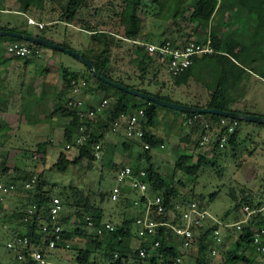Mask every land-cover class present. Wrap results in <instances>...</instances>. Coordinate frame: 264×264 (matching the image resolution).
I'll use <instances>...</instances> for the list:
<instances>
[{
	"label": "trees",
	"instance_id": "trees-1",
	"mask_svg": "<svg viewBox=\"0 0 264 264\" xmlns=\"http://www.w3.org/2000/svg\"><path fill=\"white\" fill-rule=\"evenodd\" d=\"M228 1L229 0H151L150 2L152 4H149L148 0H124L125 6L121 11V21L125 29L124 36L136 43L135 55L143 72H147L153 63L157 65V72L161 70L166 71V65L159 62L153 55H151L146 46L142 43L147 41L142 39L143 18L140 12L141 10L150 11L151 9H147V6H152L154 5L153 3H156V5L152 8L158 7L156 9L157 15L159 14V16L163 19L170 18V16L177 19L175 22L176 25L179 26L177 30L179 34H183L181 32L184 29L183 25L187 28L186 30H188L187 34H184V42L179 41L178 39L167 38L161 40L160 42L171 41L175 46H184L187 43L186 40L190 37H194V39L198 41H205L208 37L211 38V44L214 47L213 52L206 53L201 56H195L191 67L179 75L172 76L176 85H182L187 84L191 77L194 76L196 67L207 70L209 74L212 75V81L207 84L209 88H211L207 102L192 104L203 107L207 106L210 108L214 107L236 110L241 113H255L240 107L233 108L231 104L236 102L239 94L238 91L243 92V89L240 87L243 83L242 79L245 75L248 76L255 72L264 77V16L260 11V9L264 8V0H249L253 7L237 3L235 8H229L227 10L224 8V5ZM20 2L21 6L19 10L22 12H27L33 4L40 7L44 4L43 0H20ZM85 4L86 0H67L63 6L60 20L76 24L78 13L85 6ZM6 9V7L0 6V10ZM220 11H222L220 20L223 21V19H225L224 23L229 26L228 32H224L222 34L218 33L216 27L214 28V25L212 26L214 17ZM224 11H226V13ZM79 27L82 26L79 25ZM2 29L14 30L24 34H37L56 42L45 35L34 33L24 24L13 25L12 22H2L0 23V30ZM82 29H86L93 34V41L105 42L104 48L102 47L97 53H91L93 47L89 49V52L86 50L81 52L92 62L97 73L125 84L130 88L148 92L161 99L175 101L169 95L160 93L159 90L157 92H153L147 88H142L134 83L126 82L121 78L114 77L111 71V57L108 53L109 33L90 25L85 26V28L82 27ZM6 37L11 41L18 40L20 42L27 43L34 49L47 47L45 45L30 42L24 37ZM233 42H237L238 44L241 43L244 46V49L236 52L234 55L230 54V47ZM60 44L68 48H72L66 43ZM53 49L57 50L56 48ZM33 56L36 55L33 54ZM235 64H238L242 68L243 72V75L238 78H234L232 76V68ZM86 68L89 72V76L97 82V85L90 87L91 84L89 83V79L87 78V75H84L87 82V85L84 87L85 91L89 92L90 89H93V92H98L102 90L105 94V98L108 99L110 96L113 99V105L110 107L108 104L104 111V115L98 114V116L95 117L83 118L79 114V110L75 104L69 105V100H75L72 82L73 80L81 79L80 72L75 71L68 66L63 67L64 88L58 93L57 103L62 107L63 114H66L69 117V124L67 127L71 129L70 132L74 131L76 133L78 129L85 124L87 125L85 133L89 135V139L87 142L77 145L79 155L75 158H69L65 151L62 150L55 165L59 170L66 171L70 165L80 162L83 158H96L92 147V145L96 142H101L102 148L104 147V144H106L107 151H111L107 142L103 140L106 136V129L109 130L112 126L114 131H118L119 133L121 132L120 134H122L124 138L123 145L125 147L131 149L135 145L139 147L136 160L137 164L135 166H137V168H145L147 170V180L149 182L148 192L152 196H162L165 211L157 212L156 209H154L151 215L158 222H163L164 224L157 226L156 233L148 235L146 239H141L135 235L133 228L134 226L136 227V219L141 213H143V210L134 206L132 200H129L127 196L123 199H119L117 202L125 201L127 204H133L135 208H138V211L131 216H125L123 221L120 224H116L113 230H104L103 233L96 234L93 231L94 229L92 228V230L87 224L86 219L90 216L94 220L96 226L100 227L103 225L104 211L102 202L106 199L108 192L101 193V203L96 201L91 203L90 200H87L88 198H86L85 202L82 198L71 200V198L66 195L63 200L65 208L61 216V224L64 226L63 238L57 242L56 247L64 248L65 246H70L73 238L78 235L82 237V239H86L85 245L81 244L78 246L75 244L73 247L70 246L77 251L76 260L82 264L88 263L95 252L99 250L103 252L102 255L109 264H214L215 255L217 254H214L213 250H216V252L219 251L223 254L220 258V264H225L227 263L226 261H231V264H261L260 262L255 261L254 255H257L259 251L256 249L253 241L254 232L259 228H264V213L260 210L252 213L249 219L241 224V228H238L236 225H226V229H228L230 237L227 238L224 235L220 243H217L214 240L212 232L215 229L221 228L222 223L232 224L234 222L229 219L225 221V218L222 217V219L213 216L206 218L205 222L195 229L196 240L191 244V246L181 250L182 243L177 240L173 226H180L183 224V209L192 201L198 202L201 208L206 207L202 205V195L197 196V194L192 191L191 196H186V194L180 189V186L185 185V182L182 179H178L177 183L174 182V180L170 177H166L161 172L159 167L155 165L154 158L156 154L154 150L157 147L161 148V145H165L166 143V138L163 135L158 134L155 128L156 123L159 120L160 104L134 96L123 89L109 84L100 79L89 69L87 65ZM65 88H67L66 93H68V95L64 93ZM139 108H144L147 114V122L144 124L146 134L142 138H135L131 141L127 137L125 125L116 127L114 122L122 113L135 112ZM164 108L171 110L172 112L184 113L172 107L166 106ZM105 114L106 118H104ZM184 114L187 115L188 119H191L190 122L193 124V130L201 128L203 131H201V138L198 140L197 145L200 146L201 139L204 135L208 134L211 136V140L205 143V146H202L204 148V152H200L195 161H193L195 154L193 152L185 151L180 155L179 159L176 160L174 166L175 169L177 168L181 170L189 181L195 183L200 174L199 171L205 163L209 161L211 162V165H215L219 162L218 158L222 153L220 138L223 132L228 131V126L234 121L238 122L234 131L230 134L227 142L233 149H236L240 143L242 125L244 123L253 122L246 121L244 119L225 117L213 113L190 112ZM100 119H104L102 120V124L99 123ZM222 119H226L228 121V125L224 126L221 122ZM254 123L256 125L259 124V126L260 124L264 126V123ZM69 135H71V133ZM65 138L68 142L71 140V137H68V134L65 135ZM183 139L187 142L192 140L190 135L184 136ZM145 142H149L151 144V148L145 149ZM109 145L112 148L113 144L109 143ZM115 145H117V142ZM208 151L213 154L212 157L207 156ZM121 167H118L115 170L116 173ZM9 171L10 168L7 165H4L3 172L6 173ZM0 177L9 187L14 185V188L17 187L19 190L21 189L26 192L23 206L24 208L18 212L19 215L16 218L17 221L14 222L13 219L15 218V211L8 213L1 204L0 220H6L9 222L8 225L10 227L12 226L13 234L18 231L26 233L30 237L35 238L36 243L39 242L43 245V247L48 246L49 239L53 237V235L51 233L40 232V224L37 221L24 222L20 218V214L23 213L28 206L33 204L42 206L49 200L51 195L48 192L49 190L44 189L42 174L36 175L30 172L28 173L26 179H21L24 182L20 184L18 183V186H16L17 182L15 181L17 180L15 177H12L9 180L5 179V177H3V173L0 174ZM34 177H37L35 187L27 188L25 184L28 181H32ZM230 190V195H232V197L236 200L237 209H239L244 202L246 203L245 205H249L252 209H257L263 205V202L258 201L255 203L254 200L247 195L243 196L241 199H237L236 195L233 193V188ZM79 193V197H82L83 193L81 191H79ZM62 194H64V192H62ZM213 195L214 194H210L211 198L214 197ZM145 201L146 197L141 196L140 207H144ZM66 206L76 207V210H67ZM245 216L246 212L243 210L242 216H238L236 218V222L242 220ZM44 217L47 220L50 219L48 215ZM134 235L140 240V245L137 248H132L127 244L128 239ZM229 238L235 240L233 247L226 241L229 240ZM156 240L160 241V245L155 248L154 243ZM144 245L147 247L148 253L146 257H141L139 254V247ZM195 249L197 252L196 254H193ZM179 256H181V262H177V257ZM189 256H191V261L186 263L184 260Z\"/></svg>",
	"mask_w": 264,
	"mask_h": 264
},
{
	"label": "rangeland",
	"instance_id": "rangeland-1",
	"mask_svg": "<svg viewBox=\"0 0 264 264\" xmlns=\"http://www.w3.org/2000/svg\"><path fill=\"white\" fill-rule=\"evenodd\" d=\"M150 1L148 0L149 4H152ZM238 1L248 4L249 7H253L249 0ZM66 2L67 0H43L44 4L42 7L33 4L27 12H22L19 10L21 6L20 0H0V6L7 8L6 10H0V23L12 22L13 25L24 24L34 33L45 35L57 43H66L76 51L84 52L86 50L89 52V49L93 47L91 50L92 54L100 51L102 47L104 48L105 42L93 41V34L86 29H82V27L85 28V26L90 25L107 31L110 35L108 53L111 57V71L114 77L121 78L126 82L134 83L153 92L159 90L160 93L169 95L180 103L207 102L211 89L207 84L212 81V75L207 70L196 67L194 76L191 77L187 84L182 85H176L172 76L166 71L161 70L157 72V65L155 63L152 64L147 72H143L135 55L136 43L124 36L125 29L121 21V11L125 6L124 0H86L85 6L78 13L77 25L60 20V15ZM153 4L152 6H147V9H151L150 11L141 10L140 12L143 18L142 39L148 42H160L167 38L178 39L184 42V34H187V28L183 25L184 29L181 31L183 34H179L177 32L179 26L175 22L177 19H174L172 16L167 19L161 18L156 13L158 7L152 8L156 3ZM235 4L236 0H232L227 6L231 9ZM260 11L264 16V8L260 9ZM29 17L45 23L44 28L30 24L28 22ZM79 25L82 27H79ZM0 36L1 52L6 49L9 39L6 37L7 35ZM193 39L194 37H190L186 42ZM44 49L42 58L37 55L36 57L39 58L38 62L47 63L52 71H56L52 78L58 87V93L64 88V66L80 72L81 79H86L85 76L87 75L91 84L90 87L97 85V82L89 76L85 63L79 58L60 49L55 50L51 47H45ZM243 49L244 46L241 43L233 42L230 47V54L234 55ZM53 52L56 55L51 59ZM57 68L60 70V73L57 71ZM232 69V76L234 78L243 75L242 68L238 64H235ZM242 80L244 87L241 85L240 88L243 89V92L238 91V98L231 106L264 115V77L253 72L248 76L245 75ZM66 89H64V93L68 95ZM95 92H93V89H90L88 92L85 91V88H82L81 100H83L85 105L100 102L104 98V92ZM108 99L111 107L113 99L110 96ZM160 106L159 120L155 128H159L163 132L168 130L170 134L168 133L169 137H166V147H157L154 150L156 154L154 162L166 177H170L176 183L178 179H182L185 182V185L180 186V189L186 196H191L192 191L197 196L202 195V205L206 207L211 216L219 219L225 218V221L229 219L234 223L237 221L236 218L238 216H242L246 203H242L240 208L237 209L236 200L230 195L231 188H233V193L237 199H241L247 195L255 203L261 201L264 204L263 125L244 123V127L240 132L239 146L233 149L227 143L228 141L225 142V145L221 147L222 153L218 158L219 162L215 165H211L209 161L205 163L199 171L198 179L193 183L187 179L181 170L175 169L174 166L176 160L179 159L184 151L195 154L193 161L198 158L200 152H204V148L202 147L205 146L202 143L203 138L201 139L200 146L197 145L198 140L201 138L202 130L201 128L193 130V124L188 119L180 120L177 117L174 118L173 113L174 115L181 113H172L171 110L164 108L166 106ZM59 108L58 112L54 113L52 117L44 115V117L33 118L30 123L29 121L23 122L19 129H15L14 133L3 139V143H0V174L3 173V177L8 180L15 177L17 180L15 181L17 182L16 186H18V183L24 182L21 179H26L30 172L36 175L42 174L44 189L49 190L48 192L51 196L58 195L63 200L68 195L71 200L82 198L85 202L86 198H88L87 200H90L91 203L93 201L100 202L101 193L108 192L106 199L102 202L104 211L103 221H109L114 225L120 224L125 216L135 214L138 209L133 204H127L125 201H113L110 198V191L116 183L115 170L124 165H136L139 147L136 145L132 149L125 147L121 132L114 131L111 126L109 130L106 129V136L103 140L107 142L111 151H107V145L104 144L100 157L94 155L96 158H83L80 162L70 165L66 171L59 170L55 163L62 150L65 151L69 158H75L79 155L77 145L71 148L66 147L68 141L65 135L68 134V137L72 138L76 133H83L80 128L76 133L74 131L70 132L71 129L67 127L69 117L63 114L61 106ZM41 113H44L43 108H41ZM45 113L48 112L45 111ZM101 115H104V113ZM104 118H106V114ZM102 120L104 119H100L99 123L102 124ZM223 125H228V123ZM70 133L71 135H69ZM188 134L192 140L187 142L183 137L189 136ZM39 141L40 145L37 144ZM116 142L117 145H115ZM109 143L113 144L112 148ZM8 145L12 147L8 148ZM207 154L208 157L213 156L209 151ZM4 165L10 168L9 172H3ZM35 183L32 186L33 188L35 187ZM79 191L83 193L82 197H79ZM25 193L24 190H19L17 187L11 188L7 193L0 192V204L3 205V208L8 213L15 211L14 222L17 221L18 212L24 208ZM210 194H214V197L211 198ZM133 196L137 197L138 193L129 195V200ZM66 209L75 211L76 207L66 206ZM8 224V221L0 220V264H19L15 252L7 246L8 239L13 234L12 226L10 227ZM221 229L223 236L230 237L226 226L222 225ZM93 231L96 233L95 230ZM133 231L137 235L135 226ZM135 235L128 239L127 243L132 248H137L140 245L137 242L139 239ZM226 241L232 247L235 244V240L232 238ZM85 243L86 239H82L78 235L73 238L70 246L73 247L75 244L78 246L81 244L85 245ZM70 246L53 249L52 256L50 257L52 263L56 264V262L61 261L64 264H82L76 260L77 251ZM193 252V254H196V249ZM102 253L100 250L95 252L91 260L86 264H109L104 259ZM215 254L217 255H215L214 264H220V258L223 254L219 251ZM254 256L255 261L264 264V253L258 252ZM190 258L191 256L184 261L188 263L191 261ZM226 262L225 264H231V261Z\"/></svg>",
	"mask_w": 264,
	"mask_h": 264
},
{
	"label": "built area",
	"instance_id": "built-area-1",
	"mask_svg": "<svg viewBox=\"0 0 264 264\" xmlns=\"http://www.w3.org/2000/svg\"><path fill=\"white\" fill-rule=\"evenodd\" d=\"M28 22L35 24L40 28H43L45 23L39 22L32 17H29ZM149 53L153 55L159 62L166 65V72L170 76L179 75L189 67L193 65L194 57L201 56L206 53L214 51V47L211 44V38L207 40L198 41L196 39L190 40L184 46H175L171 41L164 42H142ZM7 50L10 54L26 57L30 55L43 56V49H34L29 44L20 42L18 40L11 41L7 45ZM73 90L75 93V100H69V105L75 104L79 110V114L83 118L95 117L104 113L106 107L109 104L107 98H102L100 102L85 105L81 100V91L87 85L85 79L73 80ZM147 122V114L144 108H139L135 112L122 113L120 117L114 122L116 127L125 125L126 134L129 140L135 138H142L145 136L146 131L144 124ZM223 124H227L226 119H222ZM237 121H234L228 126V131L223 132L220 138V147L225 145L228 141L230 134L234 131ZM80 129L83 133H76L71 140L67 143V147L85 143L89 139V135L85 133L87 125L83 124ZM211 140V136L206 134L203 137L202 143L205 144ZM94 149V155L96 157L101 156L102 143L96 142L92 145ZM164 147V144L161 145ZM144 148H151L149 142L144 143ZM147 170L145 168H137L135 165H124L116 173V183L111 189V199L118 201L121 198L129 196L130 192L138 193L137 197H133L132 203L134 206L139 207L143 210L136 219V234L141 239H146L148 235L155 234L157 226L164 224L158 222L151 213L156 209L157 212H164L165 205L161 195L152 196L149 192V182L147 180ZM36 182V178L32 181H28L25 186L30 188ZM14 185L8 186L0 177V192L7 193L13 188ZM141 196L146 197L144 207L141 205ZM2 199V198H1ZM63 199L58 195L50 196L49 200L39 206L33 204L28 206L27 209L20 214V218L24 222H38L40 224V232L51 233L53 237L49 239L48 246L43 247L39 242H35V238L30 237L26 233L20 231L15 232L9 237L7 246L13 250L16 254V258L19 264H53L50 257L52 256V250L56 249L57 242L63 238L64 226L61 224V216L64 211ZM246 216L235 223L222 225H236L241 228V224L246 222L250 215L257 210L264 211V204L257 208L252 209L249 205L244 206ZM48 215L50 218L47 220L44 216ZM211 214L206 208H201L196 201H192L187 207L183 209L182 221L183 224L180 226H173L176 238L182 243V249L188 248L196 240L195 229L202 225L206 218L210 217ZM87 224L93 228L96 233H103L104 230H113L115 225L109 221H104L103 225L98 227L95 225L94 220L88 216L86 219ZM221 228L215 229L212 232V236L217 243H220L223 238ZM253 241L256 249L260 253H264V228H259L254 232ZM160 245V241L156 240L154 243L155 248ZM148 253L147 247L140 246L139 254L141 257H146ZM216 253V250H213ZM160 256V255H159ZM181 256L177 257V262H181Z\"/></svg>",
	"mask_w": 264,
	"mask_h": 264
},
{
	"label": "crops",
	"instance_id": "crops-1",
	"mask_svg": "<svg viewBox=\"0 0 264 264\" xmlns=\"http://www.w3.org/2000/svg\"><path fill=\"white\" fill-rule=\"evenodd\" d=\"M231 2L232 0H229L227 3H225L224 8L228 10L229 8L227 4ZM237 3L241 2L236 0V4ZM232 8H235V6H233ZM222 11L218 12L212 21V26L214 25V28L217 26V31L219 34L228 32L229 28L228 24L224 23L225 19H223V21L220 20ZM224 12L226 13V11ZM10 42L11 40L8 41L7 45ZM42 49L44 55L45 49ZM51 55L52 59L56 55V53L53 52ZM38 59V57L33 55L29 57H21L10 54L7 50V47L5 50H2L0 52L1 144L4 141L3 139H5V137H7L8 135H11V133H14L15 129H19L23 122L29 121L30 123L33 118L41 116L44 117V115H49L52 117V115H54V113H57L60 109V106L57 103L58 87L55 85V82L52 78L55 74L54 72L56 71H52V69L49 67V64L38 62ZM51 61L53 62V60ZM58 68L57 71H59L60 73V70ZM98 92L103 91L100 90ZM41 108H43L44 113H41ZM45 111H47L48 113H45ZM173 116L174 118L177 117L180 120L188 119L187 115L184 113L176 115H174L173 113ZM188 120L190 121L191 119ZM252 124H254V122ZM11 126L12 128L10 129ZM243 127L244 124L242 128ZM156 131L158 134L163 135L165 138L169 137L168 130H165V132H163L161 131V129L156 128ZM37 144L40 145V141ZM166 145H164V147H166ZM10 147L12 146L8 145V148ZM129 194L133 195V192H130ZM137 242L140 243V240H137ZM56 264L64 263L60 261L58 263L56 262Z\"/></svg>",
	"mask_w": 264,
	"mask_h": 264
},
{
	"label": "water",
	"instance_id": "water-1",
	"mask_svg": "<svg viewBox=\"0 0 264 264\" xmlns=\"http://www.w3.org/2000/svg\"><path fill=\"white\" fill-rule=\"evenodd\" d=\"M0 35H7V36H11V37H16V38H22L24 37L26 40L36 43V44H40V45H45L47 47H51V48H56V49H60L63 51H66L67 53H70L72 55H74L75 57L79 58L81 61H83L91 71H93L100 79L104 80L105 82L112 84L120 89H123L131 94H133L134 96L146 99L148 101H153L156 102L157 104L163 105V106H168V107H172L176 110L182 111L184 113H213V114H218L221 116H225V117H230V118H234V119H244L246 121H250V122H258V123H264V115H260V114H255V113H241L239 111L236 110H229V109H220V108H210L207 106H196L193 104H186V103H180V102H175V101H169L166 99H161L153 94H150L148 92L145 91H141L138 89H134V88H130L125 84H122L118 81H115L113 79L107 78L104 75H101L99 73H97L95 71V68L92 64V62L81 52H78L72 48H68L60 43L54 42L50 39L44 38L40 35L37 34H24L18 31H14V30H0Z\"/></svg>",
	"mask_w": 264,
	"mask_h": 264
}]
</instances>
